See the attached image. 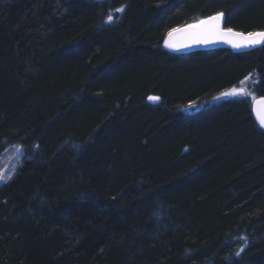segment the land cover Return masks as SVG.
Segmentation results:
<instances>
[{
  "label": "trees",
  "instance_id": "trees-1",
  "mask_svg": "<svg viewBox=\"0 0 264 264\" xmlns=\"http://www.w3.org/2000/svg\"><path fill=\"white\" fill-rule=\"evenodd\" d=\"M218 12L264 31V0H0V264H264V130L214 99L264 97V45H165Z\"/></svg>",
  "mask_w": 264,
  "mask_h": 264
},
{
  "label": "snow or ice",
  "instance_id": "snow-or-ice-1",
  "mask_svg": "<svg viewBox=\"0 0 264 264\" xmlns=\"http://www.w3.org/2000/svg\"><path fill=\"white\" fill-rule=\"evenodd\" d=\"M114 11L116 13H123L124 8L123 7L117 8ZM223 17H224V13L218 12L215 15L208 17L207 19H201V20H198L196 23L187 25L185 28L174 29L168 33L169 39L165 40V45L169 48L177 47V45L172 42V37H173L174 32L189 36L196 43H209L217 37L226 38L227 42L237 49L254 48L258 45H264V31L250 32V33L244 34V33L234 32L230 28L224 29L222 27ZM114 19L115 17L113 15V12H109L106 17L105 22L108 24H111L113 23ZM256 77H258V73L257 74L250 73L248 76L244 78V80L240 82L239 86L233 87L227 91L222 92L219 96L214 97V99L218 100V99L226 98V97L250 98L254 105V110L256 111V114H257V120H258L259 126L261 128H264V98L257 99L253 95L252 91L249 89L250 81L258 82V80H256ZM148 99L150 101L156 102V101H159L160 98L151 96ZM22 147L23 146H20V149H18V151L22 150ZM36 147H38V145ZM10 178H11L10 176L0 174V181H6L7 179H10ZM243 251H244V248H240L235 253V255L239 256L240 253Z\"/></svg>",
  "mask_w": 264,
  "mask_h": 264
},
{
  "label": "water",
  "instance_id": "water-1",
  "mask_svg": "<svg viewBox=\"0 0 264 264\" xmlns=\"http://www.w3.org/2000/svg\"><path fill=\"white\" fill-rule=\"evenodd\" d=\"M185 27L186 26L179 27L176 29H181V28H185ZM222 27L224 29H229V28L224 27V21H223ZM232 30L234 32L244 33L241 31L234 30V29H232ZM193 31H195V30H193ZM244 34H247V33H244ZM229 38H231V37H229ZM168 39H169V37H167V40ZM172 42L175 43L177 45V47L176 48H169L168 47V48L171 51L176 52V53H189V52L198 51V50H212V49H218V48H232L235 51H246V50L253 49V48H240V49L234 48L230 43L227 42L226 38H220V37L213 39L209 43H196L193 41V39L191 37L186 36V35H182V34H179L176 32L173 33ZM258 46H260V45H258ZM258 46H256V47H258ZM256 47H254V48H256ZM260 98H264V97H258L257 99H260ZM252 112H253V115L256 119L257 124L259 125L258 120H257V114H256V111L254 110V105H252ZM261 129L264 130V128H261Z\"/></svg>",
  "mask_w": 264,
  "mask_h": 264
},
{
  "label": "rangeland",
  "instance_id": "rangeland-1",
  "mask_svg": "<svg viewBox=\"0 0 264 264\" xmlns=\"http://www.w3.org/2000/svg\"><path fill=\"white\" fill-rule=\"evenodd\" d=\"M4 145V149L0 151V174L12 178L16 173L18 166L21 164L22 158H24L26 154L27 147L23 143L10 139H7ZM20 146H23L22 150L18 151ZM8 180L9 179L6 181ZM6 181H0V183Z\"/></svg>",
  "mask_w": 264,
  "mask_h": 264
},
{
  "label": "bare ground",
  "instance_id": "bare-ground-1",
  "mask_svg": "<svg viewBox=\"0 0 264 264\" xmlns=\"http://www.w3.org/2000/svg\"><path fill=\"white\" fill-rule=\"evenodd\" d=\"M17 142H19V141H17ZM21 143V142H20Z\"/></svg>",
  "mask_w": 264,
  "mask_h": 264
}]
</instances>
